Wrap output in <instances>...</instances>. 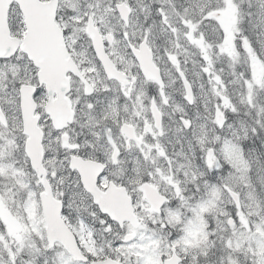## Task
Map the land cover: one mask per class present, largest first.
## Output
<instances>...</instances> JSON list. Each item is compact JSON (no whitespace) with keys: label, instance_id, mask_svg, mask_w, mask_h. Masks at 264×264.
Here are the masks:
<instances>
[{"label":"snow or ice","instance_id":"snow-or-ice-1","mask_svg":"<svg viewBox=\"0 0 264 264\" xmlns=\"http://www.w3.org/2000/svg\"><path fill=\"white\" fill-rule=\"evenodd\" d=\"M0 264H264V0H0Z\"/></svg>","mask_w":264,"mask_h":264}]
</instances>
